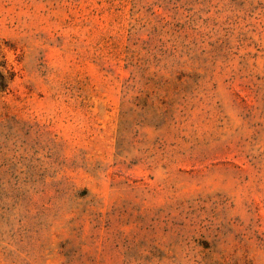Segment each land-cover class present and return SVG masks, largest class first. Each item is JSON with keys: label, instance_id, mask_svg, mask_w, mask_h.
<instances>
[{"label": "rangeland", "instance_id": "374dc122", "mask_svg": "<svg viewBox=\"0 0 264 264\" xmlns=\"http://www.w3.org/2000/svg\"><path fill=\"white\" fill-rule=\"evenodd\" d=\"M0 264H264V0H0Z\"/></svg>", "mask_w": 264, "mask_h": 264}]
</instances>
